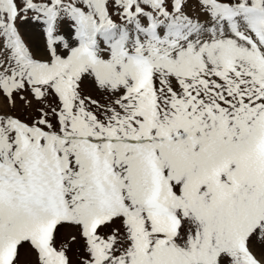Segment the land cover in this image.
Returning <instances> with one entry per match:
<instances>
[{
  "label": "snow or ice",
  "instance_id": "1",
  "mask_svg": "<svg viewBox=\"0 0 264 264\" xmlns=\"http://www.w3.org/2000/svg\"><path fill=\"white\" fill-rule=\"evenodd\" d=\"M73 245L264 264V0H0V264Z\"/></svg>",
  "mask_w": 264,
  "mask_h": 264
},
{
  "label": "rangeland",
  "instance_id": "2",
  "mask_svg": "<svg viewBox=\"0 0 264 264\" xmlns=\"http://www.w3.org/2000/svg\"><path fill=\"white\" fill-rule=\"evenodd\" d=\"M18 23H19V21H18ZM31 30H33L31 27L27 28V32H28V35L30 37H32V35H33ZM36 31H38V30H36ZM32 39H33V43L35 44L36 48H39V49L42 50V45L40 44L39 41H37L35 39V36L32 37ZM85 91L86 92H90L93 96H97V97L99 96V93H97L95 91H92V89L90 87H86ZM17 114L18 115L20 114L19 108L17 109ZM71 231H74V230H72V229H61L58 238L66 237L69 234V232H71ZM77 249H78V246L77 245H73L71 251L69 252V256L71 257V259L73 261V264H76ZM34 259H35L34 254H32L30 251H28L27 248H22L21 249V254H20L21 264H32Z\"/></svg>",
  "mask_w": 264,
  "mask_h": 264
},
{
  "label": "bare ground",
  "instance_id": "3",
  "mask_svg": "<svg viewBox=\"0 0 264 264\" xmlns=\"http://www.w3.org/2000/svg\"><path fill=\"white\" fill-rule=\"evenodd\" d=\"M31 32H32V37H34L35 36V32H34V30H31Z\"/></svg>",
  "mask_w": 264,
  "mask_h": 264
}]
</instances>
